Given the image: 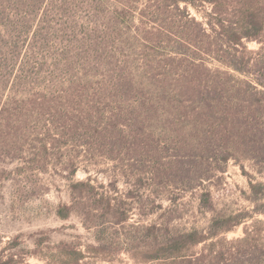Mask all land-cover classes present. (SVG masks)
<instances>
[{
    "label": "rangeland",
    "instance_id": "374dc122",
    "mask_svg": "<svg viewBox=\"0 0 264 264\" xmlns=\"http://www.w3.org/2000/svg\"><path fill=\"white\" fill-rule=\"evenodd\" d=\"M234 1L239 23L244 2ZM121 2L0 0V264H66L71 249L78 264H194L199 255L202 264H264V168L237 155L186 185L175 156L197 143L190 121L172 135L164 111L138 102L156 78L184 75L193 53L179 46L177 24L166 27L167 13L159 18L167 31L145 42L143 1ZM245 6L263 24H251L256 40H243L253 59L262 54L264 0ZM212 9L188 11L204 22ZM218 50L194 57L251 79L221 66ZM50 117L71 122L64 131ZM192 231L207 239L191 260L150 259L158 242Z\"/></svg>",
    "mask_w": 264,
    "mask_h": 264
},
{
    "label": "trees",
    "instance_id": "16d2710c",
    "mask_svg": "<svg viewBox=\"0 0 264 264\" xmlns=\"http://www.w3.org/2000/svg\"><path fill=\"white\" fill-rule=\"evenodd\" d=\"M122 1L121 3H127L126 0ZM142 1L143 10L139 15L140 24L143 26L142 31L145 34L144 41L148 43L159 41L157 39L162 36L163 31H167L166 25L159 18L167 13L168 26L166 27L170 29L177 24L182 30L178 36L179 46L187 47L193 53V56H189L187 52L184 55L189 62L188 67L183 71L184 75L167 78L165 77L167 75L163 74L164 77L155 80L152 77L151 79L154 80L152 93L138 102L142 110L148 106V109L153 112L160 109L164 111L168 117L167 124L170 126L172 135L181 137L183 127H187L190 121L192 129L189 131V137L195 138L197 143L189 144L183 140V143L190 148L184 154L175 156L176 163L180 164L179 168L183 170L182 177L186 185L190 187L194 183L210 179L211 172H223L224 164L230 159H237V155L252 160L256 165L264 168V43L261 42L259 49L262 54L253 59L248 55L257 53L246 52L244 46V41L257 39L255 37L259 30L257 33L252 32L251 24L259 28L263 24L259 20L255 21L254 17L249 18L252 16L248 15L251 13V8H246L245 3L250 0H242L244 3L238 16L239 23L233 20L232 10H230L234 0ZM204 4L211 5L213 9L209 14L201 12L206 20L200 22L191 16L188 9L192 7L195 11H201ZM180 5L183 6L180 7ZM176 17L179 20H175ZM169 19L172 21L169 22ZM144 20H146L145 23ZM146 23L149 26L144 28ZM211 46L220 47L218 51L221 52V57L218 58V62L221 66L251 79L237 80L226 71L208 70L202 58L196 59L194 56L208 55ZM222 47L225 49L223 50ZM240 49L246 55L245 57H237ZM5 83L6 81L0 85ZM18 118L24 123L27 122V118L24 120L23 115ZM48 121V124L64 131L71 122L69 119L56 122L52 117ZM13 122L18 123L14 119ZM44 150L46 151L45 148ZM188 159H194L192 162L195 161V163L188 162L187 164L193 167L185 170L183 166ZM206 162H209V165L216 164L215 168L209 169L208 164L204 166ZM81 185L85 184L81 183ZM84 197L85 195L81 199ZM99 203L102 204L104 201L101 200ZM68 210L67 207H60L58 216L66 217L65 213ZM232 220V217H228L226 222ZM239 222L240 219L235 221V224ZM215 225L214 221L212 226L215 227ZM209 235L212 237L216 235V232L213 231ZM206 239L197 231L174 236L158 242L149 257L151 260L182 261L183 263L191 260V256L194 255L188 252ZM81 258L80 252L71 249L65 256L68 260L65 263L78 264ZM205 258L199 255L194 260L196 261L194 264H202L201 261Z\"/></svg>",
    "mask_w": 264,
    "mask_h": 264
}]
</instances>
